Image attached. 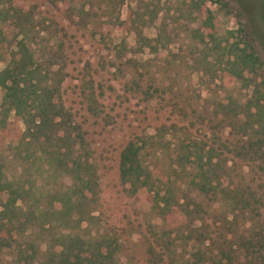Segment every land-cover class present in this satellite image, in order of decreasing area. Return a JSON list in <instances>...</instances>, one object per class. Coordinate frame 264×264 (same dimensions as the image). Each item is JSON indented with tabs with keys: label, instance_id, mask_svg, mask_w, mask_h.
<instances>
[{
	"label": "rangeland",
	"instance_id": "374dc122",
	"mask_svg": "<svg viewBox=\"0 0 264 264\" xmlns=\"http://www.w3.org/2000/svg\"><path fill=\"white\" fill-rule=\"evenodd\" d=\"M102 2L0 0V71L23 45L49 85L60 80L53 102L61 107L70 138H80L18 144L24 127L11 111L2 112L0 88V171L13 188L27 191L15 204L25 219L23 231L6 240L0 233L9 244L0 243V264H54L61 244L73 238L89 242L92 252L100 242L117 264L189 261L199 247L194 234L187 235L189 217L196 215L156 214L151 195L118 175L119 153L133 138L143 143V167L167 182L179 203L184 196L200 201L207 216L197 218L212 220L225 242H260L263 250L249 256L262 264L264 159L244 155L248 142L249 152L255 150L256 135L250 140L239 122L229 129L214 114L231 115L230 104L264 100V0ZM242 48L259 66L240 64ZM226 105L225 111L219 107ZM10 139L16 148L9 147ZM209 145L216 175L229 169L230 188L249 196L233 211L229 229L223 218L232 215L225 204L209 203L190 184L193 160ZM74 159L79 175L65 169ZM76 176L90 179L87 192L80 193ZM68 197L76 206L70 217L57 213ZM235 246L229 250L237 257L243 247Z\"/></svg>",
	"mask_w": 264,
	"mask_h": 264
},
{
	"label": "trees",
	"instance_id": "16d2710c",
	"mask_svg": "<svg viewBox=\"0 0 264 264\" xmlns=\"http://www.w3.org/2000/svg\"><path fill=\"white\" fill-rule=\"evenodd\" d=\"M103 1L104 7H109L111 0ZM57 0H51V3L55 5ZM264 19V15H263ZM207 24V19H205ZM208 35L211 36V27H206ZM17 58L13 57L8 62L7 66L0 71V88L3 90L1 97V110L3 113L11 111L14 116L22 122L24 127L20 134L19 143L29 145L30 142L36 143L38 146L50 142L51 138H55L56 141L67 142L79 140L78 133L74 134L70 138L68 127H65L63 122V115L61 113V107L56 102H53V91L58 87L57 84L60 80H57L54 86L49 85L47 78L41 76L40 71L34 66L32 58H29L27 49L19 44L16 52ZM243 67L247 66H259L257 58H254L252 53H244L241 49L240 58H237ZM37 75V76H35ZM44 79V80H43ZM42 81H44L42 83ZM261 98L264 99V96ZM234 110L231 115L225 112L215 113L214 117L220 115V121H227L229 129L235 127L239 122L240 130L248 129L251 133V139L256 135L255 150L252 153L249 152V142L247 143V152L244 155H253V158L258 160L264 159V100L260 102L258 99H249L243 105L230 104ZM223 111L228 107L219 106ZM73 130L75 128H72ZM138 140L130 139L118 156V175L122 182H129L131 187H137V189H145L150 195L152 200V207L155 209L156 214L164 216L166 214L182 213L183 216L189 217L191 223L188 231V237L194 234L195 241L199 247L190 253L191 259L184 264H220L224 260V264H232L234 260L236 264H253V260L249 255L257 253L260 249L263 250L262 244L259 242L252 243L249 237H245L242 241L225 242L222 233L216 232L214 222L210 224L204 223V218H197L199 213L207 216V211L202 209L200 201L195 202L184 196L182 203H179V199H175L173 194L168 191L167 182H161L158 180L157 175L143 167L141 162V144L137 143ZM9 147H15L17 144L11 139L9 141ZM215 149L209 145L206 148H201V154H198L193 160L194 174L190 178V184L193 189L203 199L209 201V203H224L227 207L229 214L232 215L231 220L223 218L224 225L219 230L224 228H231L235 215L233 211L235 209H241L239 204L245 203V199L249 196H244V191L237 186L236 188H230L231 182L229 177H226V170L220 176H217L215 168L218 163L216 161ZM43 160L42 157L38 159ZM249 159V157H247ZM178 163V159L176 160ZM85 166L86 165L85 163ZM65 169L75 175L80 174V163L77 159H74L69 166L65 165ZM90 175V174H89ZM78 185L81 186L80 193L87 192L90 188V179H83L76 176ZM75 186V183L74 185ZM21 195H26L27 191L22 188H13L10 182H7L0 171V233H2V239L6 240L10 233H21L23 229H20L25 224V219L21 218L22 210L15 206L16 201ZM84 195L82 196V198ZM247 197V198H246ZM191 206V210H188ZM75 206V200L71 197L61 202V208L57 213L66 212V216L70 217L72 208ZM77 213V212H76ZM78 217V216H77ZM195 217V218H194ZM81 218L75 221L78 224ZM197 223L196 225L193 223ZM18 229V230H17ZM187 237V236H186ZM0 243L8 246V242L0 241ZM225 244L228 247L226 251L222 249V245ZM103 244L96 242L93 245V252L88 248L91 246L89 242L73 238L67 243L61 244L60 250L55 255L54 264H117L113 259V254L110 250H103ZM206 245V246H205ZM236 245V246H235ZM243 247V252L240 256L234 257L231 254L229 247ZM1 247V246H0ZM87 248V249H86ZM213 251L214 255L211 254ZM231 251V252H230ZM217 258L215 261L214 259ZM262 264H264V258H261Z\"/></svg>",
	"mask_w": 264,
	"mask_h": 264
}]
</instances>
